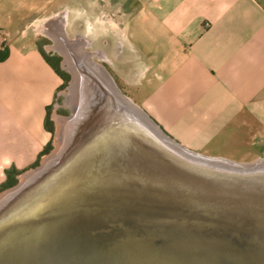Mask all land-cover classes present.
<instances>
[{"label":"water","instance_id":"water-1","mask_svg":"<svg viewBox=\"0 0 264 264\" xmlns=\"http://www.w3.org/2000/svg\"><path fill=\"white\" fill-rule=\"evenodd\" d=\"M115 89L145 122L108 96L1 192L0 264H264V159L184 148Z\"/></svg>","mask_w":264,"mask_h":264},{"label":"crops","instance_id":"crops-1","mask_svg":"<svg viewBox=\"0 0 264 264\" xmlns=\"http://www.w3.org/2000/svg\"><path fill=\"white\" fill-rule=\"evenodd\" d=\"M75 18L112 30L115 86L173 142L211 157L264 154V0H0V185L51 141L62 79L40 29L68 35ZM114 61L130 62L128 78Z\"/></svg>","mask_w":264,"mask_h":264},{"label":"rangeland","instance_id":"rangeland-1","mask_svg":"<svg viewBox=\"0 0 264 264\" xmlns=\"http://www.w3.org/2000/svg\"><path fill=\"white\" fill-rule=\"evenodd\" d=\"M75 20H76L77 24L75 25V27L73 26L71 29H68L69 34L67 35V33H65L63 35L64 37L59 36V38L62 40H67V39H75V38L81 37L84 40H86L88 43L83 46L85 51H87V53L91 56L90 58L93 61L97 62L101 67H103L105 69V71L109 74V76L112 77V71H113V68H115L113 66V60H111L113 58V45H112L113 39L111 38V36H112L111 31L112 30L111 29H104V28H101V29L95 28L94 26H93V28H90V27L84 28L83 27L81 29L80 27H78V24H79L78 18H75ZM91 24H93V23L91 22ZM40 30L44 32V28H41ZM43 32H42V36L39 35L40 46L44 47L48 50L47 54L50 56L52 61L57 64V67L64 74L65 78L62 79V84L59 86L57 94L55 96V99L52 102V104L50 105L48 112H47L48 113V125L50 128L51 134H52L51 141L49 143L50 146H49L47 152L45 154H43L44 156H42L39 159L38 164L36 166H32V167H29V168L23 170L22 172H20L19 174L16 175V179H18L17 177L20 174H22L23 172H26L29 169L38 167L40 162L43 160V158H45L47 155H49L51 153L58 152L59 150H61V148L64 145L65 146L62 149L63 151L61 150L62 152H60L59 155H61L64 151L67 150V146H68V144L71 145V142H69V143L66 142L69 139L68 138L65 140L66 143L64 142V143L60 144V141L62 140V139H60V136L62 134L66 135V131L69 130L70 119H74V118L76 119V115H77L76 110H75V103H74L75 94L71 90V88L73 86V83H72L73 75H72V71L69 67L70 66V63L68 62L69 60H65L68 58V56H65V54L60 52V50H58L56 47H53L54 39L50 35H48L46 32H44V33ZM56 32H59V30L58 29L55 30V33ZM104 56H107L109 59H107V60L104 59ZM114 63L118 64L119 62L114 61ZM119 65H120V69L122 70V74L126 78H128L130 75V72L132 71L131 66H130L131 65L130 62L123 61V62H120ZM117 68H118V66H117ZM120 94L126 96V94L121 92V91H120ZM80 113H81V111H80ZM59 122L61 123V125L59 124ZM59 128L61 130H59ZM58 131L60 133V136H59ZM74 132H73V134H74ZM71 133H72V131H71ZM77 133H80V131ZM69 135H71V134L69 133L68 136ZM77 136H78V134H76L74 137H77ZM223 158H225V157H223ZM225 159L233 160L236 162H244V163L245 162H253L256 159H264V154L257 156V157H247V158L229 157V158H225ZM16 182L14 184H16ZM14 184L11 186H8L6 188L1 189L0 193L3 192L4 190L8 189L9 187L14 186Z\"/></svg>","mask_w":264,"mask_h":264},{"label":"bare ground","instance_id":"bare-ground-1","mask_svg":"<svg viewBox=\"0 0 264 264\" xmlns=\"http://www.w3.org/2000/svg\"><path fill=\"white\" fill-rule=\"evenodd\" d=\"M61 25L62 26L64 25V20L61 21ZM57 29L58 28H55L54 30H57ZM58 30L59 32H56V33L52 32L53 33L52 34L51 29L48 26L44 28V32H46L48 35H50L54 39L53 47H56L58 50H60V52L64 53L65 56H68V58L65 60H69L68 61L70 63L69 67L73 75V80H72L73 86L71 90L75 94L74 103H75V110L77 114L76 119L75 118L70 119L71 127L69 126V130L66 131V135L62 134L60 136V133L58 131L60 139H62L60 141V144L64 143L65 140L68 138L69 139L66 142L67 143L71 142V146H73L75 143H78L79 140L81 139L80 135L84 134L89 129L90 126L93 127L94 124L92 122L97 118L96 116L99 115V114L98 115L96 114L99 111L103 112L104 110L103 106L105 105V100L108 99V96L110 98L109 101H111V104L114 105L117 103L118 105H120L119 107L122 108L125 114L127 113L130 117H136L138 118V120L143 122L144 118L141 116L139 111H137L132 106L131 103H123L122 100L116 97L115 95V93L117 92L115 89L116 86L114 85V82L109 76V74L97 62L93 61L90 58L91 56L87 53V51H85L83 46L87 44L86 41L81 37H78L75 39L62 40L58 37V35H60L61 37H64L62 36L65 33V32L63 33L64 29L62 27L61 29H58ZM93 114H95L94 117H93ZM59 124L61 125L60 122ZM59 130L61 129L59 128ZM79 131L80 133H77ZM90 131H88L87 134H89ZM69 133L71 135L68 136ZM76 134H78V136L74 137ZM63 147L61 148V150L63 149ZM61 150H59L58 153L63 151ZM66 152L67 150L58 156H60L61 158V156H64ZM51 162L52 161H50L48 164H50Z\"/></svg>","mask_w":264,"mask_h":264},{"label":"trees","instance_id":"trees-1","mask_svg":"<svg viewBox=\"0 0 264 264\" xmlns=\"http://www.w3.org/2000/svg\"><path fill=\"white\" fill-rule=\"evenodd\" d=\"M7 48L6 46H3L2 49H0V60L4 59L7 56ZM44 59L51 65V67L55 70V72L61 77V79H64V74L61 72V70H59V68L57 67V64L55 62L52 61V59L50 58L49 55L45 54L43 51H41ZM46 126L50 131L49 125H48V116H47V120H46ZM49 144H47L44 149L40 152L39 156L46 153L48 148H49ZM38 159L35 160V162L31 165L32 166H36L38 164ZM20 172L18 170H16L14 167H10L8 169L5 170V175H6V179L5 181L0 185V190L3 188H6L8 186L13 185L17 179H16V175L19 174Z\"/></svg>","mask_w":264,"mask_h":264}]
</instances>
